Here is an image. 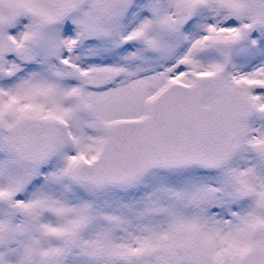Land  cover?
<instances>
[{
    "label": "snow or ice",
    "instance_id": "snow-or-ice-1",
    "mask_svg": "<svg viewBox=\"0 0 264 264\" xmlns=\"http://www.w3.org/2000/svg\"><path fill=\"white\" fill-rule=\"evenodd\" d=\"M0 264H264V0H0Z\"/></svg>",
    "mask_w": 264,
    "mask_h": 264
}]
</instances>
